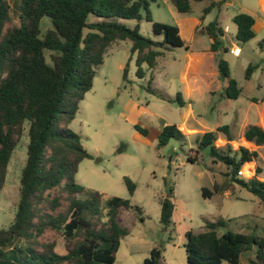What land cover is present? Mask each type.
I'll return each mask as SVG.
<instances>
[{"label": "rangeland", "instance_id": "obj_1", "mask_svg": "<svg viewBox=\"0 0 264 264\" xmlns=\"http://www.w3.org/2000/svg\"><path fill=\"white\" fill-rule=\"evenodd\" d=\"M188 1L190 10L185 14L176 12L168 0L150 2L148 11L152 20L173 25L176 24L175 18L185 15H203V26L216 17L218 26L228 27L220 38L217 51L202 56L197 73L187 78L189 94L186 96L184 83L178 78V70L184 63V48L170 46L162 49V55L156 58L152 69L153 77L149 85L160 92L163 99L145 89L148 72L141 78L135 76L134 57L129 54L130 42L115 40L108 44L102 62L95 69L90 88L83 93L73 117L65 122L58 116L56 121L58 127L68 128L78 135L81 147L88 154L78 162L73 180L85 189L101 194L98 212L94 215L83 214L88 227L80 228L72 239H65L59 232L45 229L38 241H52L54 250L63 252L79 241L85 230L101 231L107 210L103 200L110 196L128 199L130 204L141 210L137 215L132 210L118 208L116 219L126 233L118 241L113 264H141L151 247L160 250L157 264H187L183 247L184 232L203 231L207 222L215 220L222 221L221 225L215 227L217 235L229 230L264 238V212L257 197L230 180V166L219 161L212 162L208 148L197 147V138L202 132L214 131V146L225 149L228 145L232 152L236 150L237 144L223 140V135L220 137L214 128L228 125L232 139L237 141L240 135L238 115L244 108L245 97L258 94L260 88H264V47L258 46L264 37V25L253 30L252 38L239 42L234 38L235 26L231 21L236 12L247 13L237 4L239 0H233L231 6H213L205 14L201 10L208 1ZM6 2L8 19L2 31L19 23L18 0ZM257 3L256 0H241L245 10L264 18V5L258 10ZM108 19L130 27L137 25L138 32L151 40L162 39L161 34L152 31L151 22L143 18ZM49 26L48 19L41 17L40 32ZM178 26L179 36L190 48L208 44L205 35L197 32L191 35L186 23L178 21ZM234 45L239 48L237 55L229 51ZM218 59L226 62L228 77L240 89L237 99L223 96L226 79L217 71ZM248 64L253 68L246 79L243 72ZM175 93H179L183 100L182 106L173 100ZM187 104L190 112L184 120V127L193 130L182 129V139L170 138L164 145H157V134L161 127L166 124L179 125L185 116ZM134 126L144 129L145 134L139 133ZM26 142L23 125L14 140L0 188V227H6L13 217ZM188 156H195V160L190 162ZM248 165L240 167L238 177L251 175ZM123 176L133 184L131 194L127 192ZM202 188L208 189L211 194L203 196ZM54 195L59 196L60 204L52 214L64 210L67 203L65 193L59 187L49 191L50 197ZM163 198L173 204L167 224L159 219ZM253 253L249 249L240 253L239 264H256L247 261L248 257H253ZM221 264L227 263L222 261Z\"/></svg>", "mask_w": 264, "mask_h": 264}, {"label": "trees", "instance_id": "obj_2", "mask_svg": "<svg viewBox=\"0 0 264 264\" xmlns=\"http://www.w3.org/2000/svg\"><path fill=\"white\" fill-rule=\"evenodd\" d=\"M168 1L176 12L190 10L188 0ZM206 1L208 4L202 8V14L225 0ZM150 2L155 0H18V25L2 31L8 19V4L0 0V188L14 140L23 125L27 138L13 217L6 227H0V264H113L118 241L126 233L116 219L118 208L132 210L137 215L141 213L140 207L130 204L128 199L117 196L104 199L106 221L101 231L85 230L83 237L63 252L54 250L52 241L40 242L37 238L45 229H51L65 239H72L80 228L88 227L83 214L98 212L101 194L73 180L78 162L88 154L81 147L78 135L68 128L58 127L56 121L58 116L65 122L73 117L110 42H130L129 54L134 57L135 76L141 78L148 72L145 89L164 99L149 85L156 58L162 54V49L186 46L176 25L151 19ZM41 17H46L50 24L42 33L39 29ZM112 17L148 20L152 31L161 34L162 39L151 40L138 32L137 25L130 27L108 19ZM231 21L235 26V40L245 42L253 37L252 16L236 12ZM201 30L210 39L209 50L216 51L223 30L215 19ZM258 46L264 47V37ZM216 68L223 77L228 76L224 60L218 59ZM252 68L250 64L245 67L244 78L249 77ZM239 92L236 82L228 78L223 96L235 99ZM173 100L178 106L183 105L179 93H175ZM250 100L264 101V93ZM134 129L145 134L138 126ZM215 131L226 140L232 139L225 124L217 126ZM214 137V131L202 132L197 138V147H207L212 162L230 166V180L256 196L264 212V181L255 177L257 169L252 176L237 175L244 163L256 157V152L241 146L233 152L228 145L220 149L212 144ZM170 138H183L174 124L161 127L157 145H164ZM243 138L263 144L264 130L248 125ZM187 160L193 162L195 156H188ZM123 183L131 194L132 182L123 176ZM55 187L65 193L67 203L64 210L52 214L60 204L58 195L49 196V191ZM201 190L203 196L211 194L206 188ZM79 195L84 196L79 198ZM172 209L173 204L163 198L159 208L163 224L168 223ZM221 224L222 221L215 220L207 222L203 231L184 232L187 264H221L222 261L239 264L240 253L250 246L254 247L250 261L264 264V238L229 230L217 235L215 227ZM159 257V248L151 247L141 264H157Z\"/></svg>", "mask_w": 264, "mask_h": 264}, {"label": "crops", "instance_id": "obj_3", "mask_svg": "<svg viewBox=\"0 0 264 264\" xmlns=\"http://www.w3.org/2000/svg\"><path fill=\"white\" fill-rule=\"evenodd\" d=\"M214 1L217 2L218 0H214ZM256 1L258 2L257 3L258 7L256 9L259 10L260 7L262 5H264V0H256ZM220 4H223L225 6H231L233 4V0H225V1L221 2ZM237 4L241 7L242 11H246L247 13L252 15V18H253L252 30H254L257 27L264 25V18H260L259 16L253 14V12L245 10V8H243V6H241V0L237 1ZM173 9H174V7H173ZM182 14H185V13H182ZM203 17H204L203 15H200L198 17L185 15L184 17L175 18L174 22L176 23L175 25H177V28L179 27L178 21L186 23L187 26L189 27L190 31H191V35L193 34V32H197V34L205 35L208 38V36L201 30V28L203 27V24H202ZM214 19L216 21V17ZM221 29L223 30V34H224L225 30H227L228 27L226 25H224L223 28H221ZM178 33H179V28H178ZM223 34H222V36H223ZM183 42H184V45L186 46V48L183 47L184 53L182 55V59L184 60V63L182 65V67L178 70V78L181 82L184 83V86H183L184 92H185V95L188 96L189 86H188L187 78L189 77V75L197 73L198 64L201 61L202 56L204 54H206L207 52H212V51L209 50V43H210L209 38H208V44L207 45L204 44L202 46L195 47V48H190L188 45L185 44L184 40H183ZM234 48H238V47L236 45H234L229 50H232ZM238 50H239V48H238ZM228 78H229L228 76L225 77L226 82H227ZM225 85H226V83H225ZM263 93H264V88L263 89L260 88L258 94H254V95L250 94L249 96L245 97L244 108L239 112V115H238L239 119H240L239 120L240 135H239L238 140L237 141H235L233 139L226 140L225 138H223V140H225V141L237 144L236 149L238 148V146H241V147L246 148L248 151H255L256 152V157L253 160L244 163L242 166L245 167L249 164L247 169L251 171L250 176L255 175V170L257 169V173H256L255 177L259 180H262V181H264V143L263 144H254L252 141L245 140L243 138V131H244L245 127L248 125H256L259 128H261L262 130H264V101L253 102L250 100V98H256V99L260 98L263 95ZM239 95L235 99H237L239 97ZM227 99H229V98H227ZM189 112H190V107L187 104V109L185 110V113H184L185 116L183 118V121L179 125H176V127L178 128V130L181 133L183 132L182 129L183 130H193V129H186L184 127V120L187 117V115L189 114ZM219 135L221 137L222 134L219 133ZM220 137H219V139H220ZM249 250L254 251V248L252 249L250 247ZM252 259H253V257L251 255V257L247 258V261L251 262L250 260H252ZM251 263H253V262H251Z\"/></svg>", "mask_w": 264, "mask_h": 264}, {"label": "built area", "instance_id": "obj_4", "mask_svg": "<svg viewBox=\"0 0 264 264\" xmlns=\"http://www.w3.org/2000/svg\"><path fill=\"white\" fill-rule=\"evenodd\" d=\"M232 54H234V55H237L238 54V52H239V50H238V48H234V49H232V50H229ZM241 173H240V170H238L237 171V175H240Z\"/></svg>", "mask_w": 264, "mask_h": 264}, {"label": "water", "instance_id": "obj_5", "mask_svg": "<svg viewBox=\"0 0 264 264\" xmlns=\"http://www.w3.org/2000/svg\"><path fill=\"white\" fill-rule=\"evenodd\" d=\"M221 76H223V74H221Z\"/></svg>", "mask_w": 264, "mask_h": 264}]
</instances>
